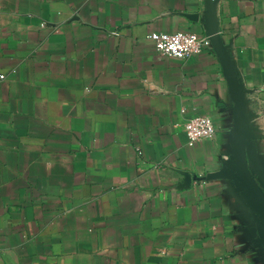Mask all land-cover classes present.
I'll use <instances>...</instances> for the list:
<instances>
[{
    "label": "crops",
    "instance_id": "0c3cea01",
    "mask_svg": "<svg viewBox=\"0 0 264 264\" xmlns=\"http://www.w3.org/2000/svg\"><path fill=\"white\" fill-rule=\"evenodd\" d=\"M177 31L224 56L147 38ZM227 71L264 194V0H0V264H264Z\"/></svg>",
    "mask_w": 264,
    "mask_h": 264
},
{
    "label": "built area",
    "instance_id": "2783aa9c",
    "mask_svg": "<svg viewBox=\"0 0 264 264\" xmlns=\"http://www.w3.org/2000/svg\"><path fill=\"white\" fill-rule=\"evenodd\" d=\"M147 38L160 56L184 59L205 50L213 52L210 36L207 34L198 35L188 31L151 32ZM183 130L188 137L190 146L200 140L212 138L216 133L212 120L203 115H195L187 119Z\"/></svg>",
    "mask_w": 264,
    "mask_h": 264
},
{
    "label": "water",
    "instance_id": "95a60500",
    "mask_svg": "<svg viewBox=\"0 0 264 264\" xmlns=\"http://www.w3.org/2000/svg\"><path fill=\"white\" fill-rule=\"evenodd\" d=\"M216 2L217 0H213ZM207 35L210 36L211 46L214 53L220 54L222 57L224 56L223 52L219 50L218 44V35L219 32H207ZM226 78L230 85L232 86L235 94V104H234V161H235V169L238 174L243 179L246 186L250 189L257 202L261 206L264 212V194L261 192L259 187L257 186L254 179L249 175L246 171L244 164L242 162L241 153H240V124H239V111L241 105V93L237 85L232 81L229 71L226 72Z\"/></svg>",
    "mask_w": 264,
    "mask_h": 264
}]
</instances>
